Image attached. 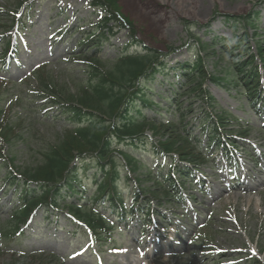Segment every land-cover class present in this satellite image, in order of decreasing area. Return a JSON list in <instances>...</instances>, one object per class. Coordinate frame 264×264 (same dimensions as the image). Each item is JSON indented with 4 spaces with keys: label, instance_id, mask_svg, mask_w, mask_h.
I'll list each match as a JSON object with an SVG mask.
<instances>
[{
    "label": "rangeland",
    "instance_id": "1",
    "mask_svg": "<svg viewBox=\"0 0 264 264\" xmlns=\"http://www.w3.org/2000/svg\"><path fill=\"white\" fill-rule=\"evenodd\" d=\"M24 2L27 11L19 8ZM119 7L133 23L136 41L164 54L170 47L176 49L167 60L165 74L147 84L148 97L159 106L144 112L164 122L185 115L177 127L182 135L188 132L198 138L205 152L199 173L182 180L185 202L164 196L154 199L150 192L160 188L153 181L143 183L146 174L150 170L153 176H164L172 160L157 172L162 158L151 154L150 146L137 150L143 166L136 175L124 170L119 190L130 208L137 191L125 177L142 181L148 195L142 206L152 205L155 210L148 224L138 208L132 217L115 220L106 203L99 211L113 230L98 245L77 229L66 209L39 211L14 235L11 222L20 205L21 188L6 181L9 160L18 170L41 165L46 151L70 128L58 106L40 99L36 72L43 68L46 78L77 95V88L89 77L76 55L84 34L99 22L100 11L93 9L90 0H0V109L3 122L17 135L8 142L0 138L6 158L0 159V233L10 229L9 238H0V264H264V106L251 104L248 92L227 78L233 60L247 53L235 51L236 42L245 39V49L256 55L258 43L264 40V0H119ZM255 14L254 28L242 20L233 24V19L246 21ZM19 24L25 27L18 35L15 57L9 60L5 51ZM8 30L13 31L8 34ZM130 40L129 30L120 31L89 54L110 63ZM199 58L218 80L208 79L204 89L214 98L215 114L230 119L222 133L233 148L206 149L207 134L200 124L214 110L196 98H181L185 87L175 96L185 83L182 70L175 67ZM174 98L177 105L172 106L168 99ZM155 139L165 140L163 134ZM96 172L93 168L78 179L82 188L69 193V204L88 202L96 191ZM245 185L255 190L242 191Z\"/></svg>",
    "mask_w": 264,
    "mask_h": 264
},
{
    "label": "trees",
    "instance_id": "2",
    "mask_svg": "<svg viewBox=\"0 0 264 264\" xmlns=\"http://www.w3.org/2000/svg\"><path fill=\"white\" fill-rule=\"evenodd\" d=\"M92 3L102 10V19L96 29L84 34L81 39V52L76 55V60L86 65L89 77L87 83L79 85L78 93L74 95L67 86L65 89L55 79L46 78L43 68L36 72L40 99L58 106L67 117L70 128L65 131L59 143L46 151L41 165L18 170L13 165V160H9L6 181L22 189L19 195L20 205L14 210L11 222L14 235L20 233L21 226L27 224L37 210L59 212L66 209L77 228L96 237L98 243L106 241L113 230L110 222L99 211L106 203H109L113 215L119 220L129 215L132 207L136 206L141 210L140 216L145 222L154 213L153 206H142L148 195L146 188L140 184V179L130 178L128 175L125 177L127 182L134 183L137 191L133 195L134 203L131 208H128L126 199L119 190L123 180L122 172L125 170L130 175H136L143 166L136 156L137 149L150 146L155 155L173 160L169 164L171 170L168 175L153 176L150 170L146 174L148 178L143 183L153 181L160 188L157 189L158 192H150L154 199L160 196L177 197L178 200L183 198V183L179 179L187 180L192 175L191 168L204 162L205 154L198 147L199 141L189 135H182L177 127V124L182 125L186 119L183 113L179 115L178 122L174 116L169 122H164L150 118L144 112V108L159 106L148 97L151 89L147 84L154 81L158 74H165L166 60L175 52L174 49L170 47L168 55L135 41L133 23L120 13L119 0H92ZM24 6L22 3L19 7ZM257 19L258 14L246 21L243 18L233 20L235 24L242 20L246 26L254 28ZM124 29H130L133 38L121 48L114 61L107 63L108 61L96 54H89L108 41L115 34V30ZM245 43V39L236 42L235 51L247 53L237 58L235 55L236 59L228 69L230 77L227 78L248 92L251 104L262 106L264 40L258 43L256 55L245 49ZM133 46L140 51H130ZM9 47L10 44L7 50ZM11 47L14 50L15 44ZM177 68L183 71L185 86L181 84L175 96L180 95L185 87L181 98H196L212 108L214 113L207 115L200 127L207 135L210 132L208 147L227 146L228 143L222 141L224 137L221 130H225L230 119L215 114L214 98L203 88L208 79L214 82L218 80L208 73L201 58L195 62L180 64L175 67L176 70ZM1 92L3 94L0 87V103L3 98ZM168 102L173 106L177 105L176 99H168ZM3 114L0 109V138L8 142L11 136L17 135H13V129L3 122ZM149 132L153 133V137L163 134L165 140L153 142L147 136ZM130 147L132 150L127 151ZM4 156L0 151V159L5 160ZM93 168H97L94 179L96 191L84 205H81V201L69 204V193H77L76 188H82L78 179ZM175 174L179 175V179ZM81 195L84 196L82 193ZM9 230L8 227L3 229L0 238H9Z\"/></svg>",
    "mask_w": 264,
    "mask_h": 264
},
{
    "label": "bare ground",
    "instance_id": "3",
    "mask_svg": "<svg viewBox=\"0 0 264 264\" xmlns=\"http://www.w3.org/2000/svg\"><path fill=\"white\" fill-rule=\"evenodd\" d=\"M253 190L255 189L249 187L248 185L247 186L245 185V188L242 189V191H253Z\"/></svg>",
    "mask_w": 264,
    "mask_h": 264
}]
</instances>
